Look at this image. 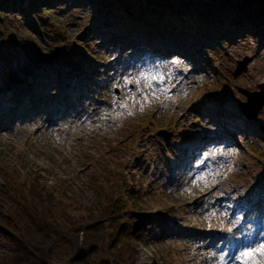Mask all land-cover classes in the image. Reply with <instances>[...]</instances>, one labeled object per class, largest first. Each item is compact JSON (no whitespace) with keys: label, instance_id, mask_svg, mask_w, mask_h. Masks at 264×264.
I'll use <instances>...</instances> for the list:
<instances>
[{"label":"rangeland","instance_id":"1","mask_svg":"<svg viewBox=\"0 0 264 264\" xmlns=\"http://www.w3.org/2000/svg\"><path fill=\"white\" fill-rule=\"evenodd\" d=\"M254 25L205 45L193 28L169 35L203 47L195 65L183 52H142L92 0L0 8V50L15 51L0 62V192L20 201L49 192L60 222L101 218L112 236L123 226L125 264H239L264 241V105L250 124L233 109L242 89L264 83V23ZM29 91L36 111L12 117ZM11 249L0 230V256Z\"/></svg>","mask_w":264,"mask_h":264},{"label":"trees","instance_id":"2","mask_svg":"<svg viewBox=\"0 0 264 264\" xmlns=\"http://www.w3.org/2000/svg\"><path fill=\"white\" fill-rule=\"evenodd\" d=\"M24 1L35 9L62 0H0V8L21 9ZM92 3L96 14L102 13L104 20L115 22L123 35H134L143 41H147L145 29L150 25L173 33L179 29L187 33L193 28L206 36H223L227 27L212 32L221 21L227 20L238 29L244 26L245 31H254L252 24L264 23V0H92ZM25 15L35 23L37 30H41L30 11ZM146 45L155 49L148 42ZM14 52L0 50V62H13ZM8 195L0 192L3 205H6L3 213L0 211L4 214L0 230H5L12 249L0 256V264H125L116 244L122 248L126 246L124 250L131 258V248L118 242L119 238L127 236L123 226L112 236L111 231L101 230V218L89 222H60L57 212L53 211L59 200L49 192L29 201ZM104 238L109 239L110 244Z\"/></svg>","mask_w":264,"mask_h":264},{"label":"water","instance_id":"3","mask_svg":"<svg viewBox=\"0 0 264 264\" xmlns=\"http://www.w3.org/2000/svg\"><path fill=\"white\" fill-rule=\"evenodd\" d=\"M57 51L50 54V57H54L57 55ZM246 59L240 62H237V66L233 71V75L238 74L242 69H244V64L246 63ZM258 90H244L242 89V93L246 96L245 101H239L238 106L242 113L247 118H253L255 116L256 111L264 105V83H259ZM260 127L264 129V122L260 124ZM158 134L164 135L165 138H167L169 135L166 134V132L163 129H159L157 131ZM264 163V159H263Z\"/></svg>","mask_w":264,"mask_h":264},{"label":"snow or ice","instance_id":"4","mask_svg":"<svg viewBox=\"0 0 264 264\" xmlns=\"http://www.w3.org/2000/svg\"><path fill=\"white\" fill-rule=\"evenodd\" d=\"M152 79H156V77H152ZM235 259L239 261V264H264V241L240 251Z\"/></svg>","mask_w":264,"mask_h":264},{"label":"bare ground","instance_id":"5","mask_svg":"<svg viewBox=\"0 0 264 264\" xmlns=\"http://www.w3.org/2000/svg\"><path fill=\"white\" fill-rule=\"evenodd\" d=\"M174 34H175V33L172 32L171 35H174ZM175 54H177V53H175ZM186 75H187V73L184 74V77H185ZM17 115H18L17 113L14 114V116H17ZM59 115H65V113H63V114H59ZM200 202H201V201H200ZM194 205H195V204L193 203L192 207H193ZM211 205L213 206L214 203H211ZM203 247H206V245H204ZM203 247L199 249V252L205 254V252L207 251V249H210V248H209V247H208V248H203ZM236 250H238V248L235 249V251H236ZM219 251H221V250L219 249ZM231 260H232V259H231V257H230V259H229V260H226V262L229 263V262H231Z\"/></svg>","mask_w":264,"mask_h":264}]
</instances>
